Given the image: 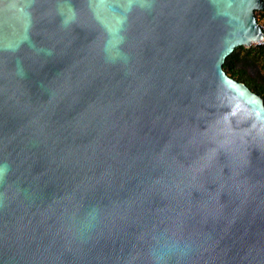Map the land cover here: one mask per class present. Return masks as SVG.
<instances>
[{
  "label": "water",
  "instance_id": "obj_1",
  "mask_svg": "<svg viewBox=\"0 0 264 264\" xmlns=\"http://www.w3.org/2000/svg\"><path fill=\"white\" fill-rule=\"evenodd\" d=\"M263 9L0 0V264H264Z\"/></svg>",
  "mask_w": 264,
  "mask_h": 264
},
{
  "label": "trees",
  "instance_id": "obj_2",
  "mask_svg": "<svg viewBox=\"0 0 264 264\" xmlns=\"http://www.w3.org/2000/svg\"><path fill=\"white\" fill-rule=\"evenodd\" d=\"M256 16L259 22H264V9L256 11ZM223 68L230 77L244 82L264 100V45L235 48Z\"/></svg>",
  "mask_w": 264,
  "mask_h": 264
},
{
  "label": "built area",
  "instance_id": "obj_3",
  "mask_svg": "<svg viewBox=\"0 0 264 264\" xmlns=\"http://www.w3.org/2000/svg\"><path fill=\"white\" fill-rule=\"evenodd\" d=\"M259 23H260L261 29L264 32V22H259ZM262 45H264V39L263 40L254 41L251 46H262Z\"/></svg>",
  "mask_w": 264,
  "mask_h": 264
},
{
  "label": "clouds",
  "instance_id": "obj_4",
  "mask_svg": "<svg viewBox=\"0 0 264 264\" xmlns=\"http://www.w3.org/2000/svg\"><path fill=\"white\" fill-rule=\"evenodd\" d=\"M8 169V166L5 164L3 166H0V179L3 178V176L6 174Z\"/></svg>",
  "mask_w": 264,
  "mask_h": 264
}]
</instances>
